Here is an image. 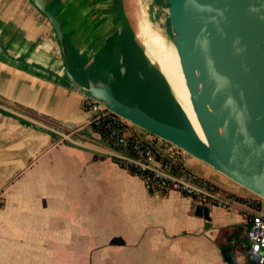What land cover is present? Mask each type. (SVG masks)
I'll use <instances>...</instances> for the list:
<instances>
[{"label": "crops", "instance_id": "0c3cea01", "mask_svg": "<svg viewBox=\"0 0 264 264\" xmlns=\"http://www.w3.org/2000/svg\"><path fill=\"white\" fill-rule=\"evenodd\" d=\"M46 1L71 62L31 0H0V264H255L251 192L190 154V169L240 196L233 209L208 206L207 220L194 198L151 191L116 162L66 80L67 68L81 82L106 78L123 55L117 88L140 74L157 89L156 71L168 83L147 54L136 0ZM165 5L148 7L152 27H164Z\"/></svg>", "mask_w": 264, "mask_h": 264}, {"label": "water", "instance_id": "95a60500", "mask_svg": "<svg viewBox=\"0 0 264 264\" xmlns=\"http://www.w3.org/2000/svg\"><path fill=\"white\" fill-rule=\"evenodd\" d=\"M31 1L53 26L71 62L60 20L46 0ZM162 1L169 7L173 44L204 138L172 91L178 125L153 116L135 97L126 102L117 96V84L128 73L123 55L120 72L81 82L67 68L66 80L134 126L180 146L264 198V0ZM198 213L211 218L206 205L200 204Z\"/></svg>", "mask_w": 264, "mask_h": 264}, {"label": "built area", "instance_id": "2783aa9c", "mask_svg": "<svg viewBox=\"0 0 264 264\" xmlns=\"http://www.w3.org/2000/svg\"><path fill=\"white\" fill-rule=\"evenodd\" d=\"M82 108L91 113L90 126L103 128L107 141L117 150L114 158L124 168L144 174L149 189L178 191L202 205L233 209L240 196L227 192L211 180L190 169L189 154L180 146L152 135L111 112L105 105L82 96ZM256 199L249 200L257 204ZM2 200L0 195V206ZM246 255L255 264H264V210L251 214L247 231Z\"/></svg>", "mask_w": 264, "mask_h": 264}, {"label": "rangeland", "instance_id": "374dc122", "mask_svg": "<svg viewBox=\"0 0 264 264\" xmlns=\"http://www.w3.org/2000/svg\"><path fill=\"white\" fill-rule=\"evenodd\" d=\"M155 3H157V0H136V11L137 10L146 11V15L147 17H149L148 15H149L150 10L148 9V7L154 5ZM168 10H169L168 5H165L162 8V17L164 20L163 21L164 27L163 26L159 27L158 23H152V24L155 25L153 26V29L160 32L165 37V40L167 41V43L173 44ZM141 38L142 40H144V36H141ZM109 67L110 68L115 67V69H117V72H119V70L121 69L120 58L119 60H116V57H115V62H112L109 65ZM155 68L160 71L158 65L155 66ZM155 75L159 83V86L157 89L152 90L146 87L145 79L143 78L142 75L139 74V76L136 77L137 79L135 83L133 81H127V83L122 84L118 88L116 87V94L119 98L125 99V100L135 97L140 102L142 107L147 109V111L151 113L153 116L161 120H164L170 124L178 125L179 119L175 111L170 86L166 84L163 77H161L159 73H157V71L155 72ZM134 127L138 128L136 126ZM138 130H140V128H138ZM188 165L190 166L189 163ZM245 191L247 190L243 188V192ZM252 194H253L252 195L253 199L259 200L257 201L256 205H258V203L264 205V198L259 197L258 195L254 193Z\"/></svg>", "mask_w": 264, "mask_h": 264}, {"label": "bare ground", "instance_id": "6f19581e", "mask_svg": "<svg viewBox=\"0 0 264 264\" xmlns=\"http://www.w3.org/2000/svg\"><path fill=\"white\" fill-rule=\"evenodd\" d=\"M139 26L144 36L149 58L156 62L165 75L171 91L182 104L192 124L202 138H204L196 113L194 111L190 93L182 72L179 56L174 44H169L165 37L149 23L144 11H139Z\"/></svg>", "mask_w": 264, "mask_h": 264}, {"label": "trees", "instance_id": "16d2710c", "mask_svg": "<svg viewBox=\"0 0 264 264\" xmlns=\"http://www.w3.org/2000/svg\"><path fill=\"white\" fill-rule=\"evenodd\" d=\"M166 84L168 85V83L166 82ZM169 86V85H168ZM23 122H25V123H29V122H27L26 120H23ZM102 135H103V137L104 138H106L107 139V134H106V132H105V130L103 129V128H96ZM130 172H132V173H134V174H138V175H140V176H142L143 178L145 177L144 176V174L143 173H141V172H139V171H136V170H133V169H130L129 170ZM151 191H153V192H155V191H157L156 189H150ZM163 193H167V191H165V190H163L162 191ZM259 201V200H258ZM252 206H253V209H255L256 211L258 210H261V206H262V204H260V203H258V205H254V204H252V203H250ZM264 210V209H263Z\"/></svg>", "mask_w": 264, "mask_h": 264}]
</instances>
